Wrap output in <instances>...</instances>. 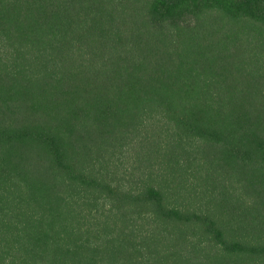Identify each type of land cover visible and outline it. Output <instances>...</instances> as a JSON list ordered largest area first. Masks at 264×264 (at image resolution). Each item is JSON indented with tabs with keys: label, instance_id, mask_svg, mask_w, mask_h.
I'll list each match as a JSON object with an SVG mask.
<instances>
[{
	"label": "trees",
	"instance_id": "obj_1",
	"mask_svg": "<svg viewBox=\"0 0 264 264\" xmlns=\"http://www.w3.org/2000/svg\"><path fill=\"white\" fill-rule=\"evenodd\" d=\"M0 264H264V0H0Z\"/></svg>",
	"mask_w": 264,
	"mask_h": 264
}]
</instances>
